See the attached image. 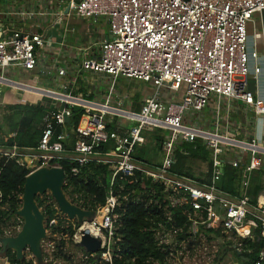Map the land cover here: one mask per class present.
<instances>
[{"label":"built area","instance_id":"2783aa9c","mask_svg":"<svg viewBox=\"0 0 264 264\" xmlns=\"http://www.w3.org/2000/svg\"><path fill=\"white\" fill-rule=\"evenodd\" d=\"M66 8L81 19L108 21L110 38L100 43V58L85 59L81 67L86 72L111 77L110 92L102 102H97L73 95L71 90L67 94V86L61 92L47 91L0 76V85L54 101V109L48 106L42 119L39 146H14L10 148L12 153L0 151V155L15 160L31 173L45 167L61 168L60 161L77 164L72 169L73 176H78L80 168L91 162L109 166L106 204L96 209L92 222L84 223L93 227V237L101 242L99 261L104 264H114L120 259L119 243L123 240L119 231L123 229V222L118 211L130 201V194H124L125 187L117 186V180L120 176L133 177L137 172L143 173L147 180L160 183L166 194L163 202H154L158 212H167L165 216L169 219L164 223L161 219L154 230L158 249L168 254L164 264H209L207 233L213 241L224 239L230 233L238 239H255L260 229L258 239L264 242L263 197L253 206L248 195L254 172L263 171L264 181V145L225 135L220 127V115L216 117L213 131L187 120L189 113L204 111L213 99L217 101V112L226 100L244 103L255 115H264V99L249 89L248 50L249 26L257 14L264 13V0H68ZM50 46L51 42L42 34L17 30L10 37L2 36L0 69L2 72L7 68L34 71L38 51ZM58 74L64 76L66 70L61 69ZM120 78L148 83L154 88V95L146 98L138 111L128 110L123 107L125 100L116 102L112 98ZM165 91L177 96L176 101L162 100ZM62 103L66 108L60 111ZM75 106L81 108L83 115L77 127L65 130L69 127L66 119L71 120ZM158 129L166 135L162 149L164 161L160 170H155L135 161L133 152L135 147L146 143L145 132ZM1 132L0 129V135ZM198 140L211 152L210 184L171 173L177 162V146ZM230 149H236L235 157L228 163L230 166L238 168L247 163L241 197L217 188L227 163L224 158ZM245 154H249L248 161ZM2 202L0 193V206ZM151 203L152 199L148 204ZM185 205L188 206L185 212L188 236L180 241L177 237L184 233L183 228L173 224L168 229L167 224L172 220L170 209ZM54 208L67 221L62 229L68 228L73 221L61 215L57 204ZM156 218H160L159 213ZM22 225L23 220L17 217L16 227ZM45 226L48 235L58 234L57 220L49 223L46 220ZM82 226L72 240H76ZM218 233L222 236H217ZM12 236L11 230L0 234V238ZM2 246L0 240V250ZM196 252L201 253L193 257ZM27 253L31 254L29 250ZM192 257L194 260L190 261ZM149 264L162 263L151 259ZM255 264H264V250Z\"/></svg>","mask_w":264,"mask_h":264},{"label":"trees","instance_id":"16d2710c","mask_svg":"<svg viewBox=\"0 0 264 264\" xmlns=\"http://www.w3.org/2000/svg\"><path fill=\"white\" fill-rule=\"evenodd\" d=\"M33 98L35 99V104L19 102L18 104L9 105L13 116L8 118V120L11 119L14 124L12 123L10 133H7L5 138L0 139V147L37 148L39 146L42 137L40 125L49 107L42 105L46 98L36 95ZM82 115L83 112H75L73 110L69 127H77ZM162 132L165 133V131L158 129L155 132L144 133L146 144L135 147L133 152L135 161L143 165H153L148 159L150 154L149 146H154V149L158 153L162 152L165 141V136ZM175 157L177 162L171 168V173L174 176L189 178L200 184H210L213 176L211 152L203 144V141L198 140L195 143L182 142L177 146ZM191 161L204 163L208 166L209 170L202 177H196L191 166ZM58 164L66 174L64 190L74 204L84 210L95 212L99 206L106 204V189L109 186V166L104 164L97 165L91 162L85 167L80 168L78 176H73L72 169L77 166L76 163L60 161ZM157 165L155 166L157 167ZM161 165L162 163L158 166ZM246 166V161L238 168L226 165L217 188L231 196L241 197ZM30 173V170L17 164L15 160L0 155V193L3 196V202L0 206V234L6 230L5 226L10 223L8 221L13 217V212L19 210L22 206L23 202L21 198L24 194V185ZM121 185L125 187L124 194H130V201L125 204L124 209L118 211L122 215L123 229L119 231V234L123 241L119 243L122 247L120 259L116 260L114 264H149L151 259L164 264L168 254L162 253L158 249L154 238V230L158 228L156 223L160 222L161 219L163 223L169 220L165 216L167 212H158L159 209L154 204L156 200L163 202L166 198V194L163 192L164 188L160 183L147 180L141 172H137L133 177L120 176L117 180V186ZM263 190V171H256L250 178L248 188V195L251 198L253 206L257 205L258 197ZM138 191L140 194H136ZM44 197H37L38 205L42 209L47 223L51 220L58 221L56 232L59 235L63 234L58 243V248H63L67 242L66 239L71 241L76 228H79L80 225L78 223L75 225L70 223L68 228L62 229L65 224L64 221H67L58 215V211L54 208V204H56L54 199L51 197L52 203L48 204V201ZM151 199L153 203L148 204ZM165 205L163 204V206ZM7 206L12 212L4 209ZM187 209V205L170 209L172 220L170 221L171 223L167 224V228L170 229L173 224L177 228H183L184 233L177 237L180 241L188 236L187 216L185 214ZM158 213L160 214V218H156ZM260 231L259 229L257 238L255 239H237L239 242L238 244L236 243L237 249H230L239 259L237 264L256 263L260 252L264 250L263 240L258 239ZM207 235L209 236V241L214 240L210 233H207ZM217 236L222 235L218 233ZM228 246H235V243H228L226 251H229L227 250ZM237 251H240L241 255ZM11 252L9 251L7 255L10 264H34L35 259L30 258L28 260L25 258L23 262H20L17 260L16 255ZM61 253L63 254V252ZM86 255L89 257L86 264H104L101 261L95 260L94 255L91 253L87 252ZM44 257L48 258L47 253H45ZM66 258L64 256V260Z\"/></svg>","mask_w":264,"mask_h":264},{"label":"crops","instance_id":"0c3cea01","mask_svg":"<svg viewBox=\"0 0 264 264\" xmlns=\"http://www.w3.org/2000/svg\"><path fill=\"white\" fill-rule=\"evenodd\" d=\"M67 3L68 0H0V26H2L1 30H3V36L10 37L6 36V31L11 27L12 33L18 30L25 34H42L51 42L50 47L38 51L39 60L36 69L31 72L26 71L31 74L30 76L36 75L35 77L37 78L34 79V82L38 85L33 86L28 83L25 84L55 92H61L64 87L67 86L68 90H71L73 95H79L89 100L102 102L108 94H103L105 92L102 94H96L94 91H88L87 95L82 92V87L79 86L78 83L80 84L81 82L79 80H81L80 77L82 73L89 74L96 78V80H100V78H108L103 75L84 71L81 67V63L85 59L97 60L100 58L99 45L110 38L109 23L104 18H98L96 20L81 19L67 11ZM93 24L107 25L108 31L103 30L101 27L94 28L91 26ZM251 35L252 39L250 37ZM92 37L94 38L91 39ZM249 37L251 41H253V43H250L249 48V89L264 99V13H259L255 16L254 22L249 26ZM61 69L66 70L64 76H59L58 74ZM5 72L0 76L5 77ZM81 78L84 79V77ZM13 81L21 83L19 81ZM0 86V93H2V89H6L3 94H1L2 96L0 95V98L2 97L1 104L5 107L7 103H13L11 105H14L23 102V100L19 101V99L14 102H7L5 97H3L7 90H11L15 95L17 93L20 95L29 94L31 95V98L35 95L34 93L27 91L10 89L5 85ZM98 87L99 86L96 85L94 90L96 89L97 91ZM145 88L147 89V86ZM152 91V95L146 96L143 94V100L140 102L139 109L145 102L146 98L154 95L153 87ZM44 98L49 100V97ZM116 98H119V95L116 94L114 99ZM161 98L164 101L170 102L174 101L176 97L172 93L165 91L161 95ZM26 101L27 100L24 102ZM115 101L117 102L118 100ZM127 102L129 101L127 100ZM212 102L209 105L211 107V114L213 115L215 113L214 106L217 107V101L213 99ZM53 103L54 101H51L50 99L49 102H43L42 105L52 108V106H54ZM127 105L129 106L131 103ZM133 106L136 107V104ZM218 115H220V121H222V125H224L223 128L220 126L221 130L228 137L238 141L255 140L259 145H264V115H255L244 103H228L226 100L222 101L221 109L215 114V118ZM197 121L206 130H210L208 128L212 127V123H209V127L205 126L208 123L205 121V118L197 117ZM70 123L71 120L68 124L70 125ZM236 125L237 128L234 127ZM65 130H71V127H67ZM5 135H2L1 132V138H5ZM2 148L3 147H0V150ZM235 155L236 149H230V152H228L227 156L224 158L227 161L226 165H230L228 163L231 162ZM263 195L264 192H262L258 199L260 200ZM0 264L10 263L7 258H0Z\"/></svg>","mask_w":264,"mask_h":264},{"label":"rangeland","instance_id":"374dc122","mask_svg":"<svg viewBox=\"0 0 264 264\" xmlns=\"http://www.w3.org/2000/svg\"><path fill=\"white\" fill-rule=\"evenodd\" d=\"M94 28H103V30L108 31V26L107 25H91ZM12 33V28H8L6 31V36H10V34ZM252 39V35L250 36ZM248 39V50H250V43H253V41H251V39ZM94 37H92L91 39H93ZM250 52V51H249ZM4 72H2V70L0 69V75H2ZM29 74L28 72H26L23 69H19V68H7L6 72L4 74L5 78H9L15 81H19L21 83H28L30 85L36 86L38 85L36 82H34V79H36L37 77H35L36 75H32ZM81 77H84L81 78ZM79 81L80 84L78 83L79 86L82 87V92L87 94L88 91H94V93H100L102 94H109L110 92V87H111V83H112V78L108 77V78H100V80H96V78L92 77L89 74L86 73H82ZM83 80V82H82ZM85 80V82H84ZM124 78H120L116 81V93L112 96V98L116 97V94L119 95V98H116L114 100H119V99H123L126 100L124 101V107L128 110H139V105L140 102L143 100V94L144 95H152L153 91H152V86L149 84H144L141 82H135V81H130ZM98 85L99 87L94 90V87ZM147 86V89L145 88ZM1 87V86H0ZM6 89H2V93L5 91ZM147 90V91H145ZM88 95V94H87ZM2 96V95H1ZM35 96V95H33ZM3 97H5V99L8 101H17L19 99L23 100V102L25 100H30V101H26V104H35V99L31 98V95L29 94H13V92L11 90H7ZM23 97V98H22ZM31 98V99H30ZM177 98V96H176ZM127 100L131 103V105H127L130 104L129 102H127ZM133 101V102H132ZM44 102H49V100H45ZM212 102V100H211ZM210 102V103H211ZM2 103V97L0 98V129L2 131V135H5L7 133H10V129L12 126L13 121L8 120V118H10L11 116H13V112L12 109H10L11 104L13 103H7L6 107L4 105L1 104ZM134 104H136V107L133 106ZM213 104V102H212ZM127 105V106H125ZM9 106V108H8ZM211 107L210 105L202 112L200 113H189L187 116V120L189 122H195V123H199L197 121V117L199 118H205V121L208 122L205 126L209 127L210 124L212 123V127H209L208 129L213 130L215 129V125H216V118H215V114L217 113V109L214 106V116L211 114ZM8 111V112H7ZM210 123V124H209ZM14 124V123H13ZM200 124V123H199ZM214 124V125H213ZM6 126V127H5ZM220 126L223 128L224 125H222V121L220 123ZM235 128H237V125L234 126ZM5 128V130H4ZM41 128V125H40ZM164 132H162L163 134ZM166 135V132L164 133V136ZM6 136V135H5ZM146 144V143H145ZM144 144V145H145ZM149 150H150V154L148 156L149 162H152L151 164L153 165H146L152 169L155 170H160L161 166H158L159 164L163 163L164 161V153L163 151L161 153H158L155 149L154 146H149ZM245 159L248 161L249 160V154H245ZM158 164V165H157ZM157 165V167L155 166ZM191 166L192 169L196 175V177H202V175L205 174V172L208 169V166L204 163L201 162H193L191 161ZM264 192V191H263ZM46 201H51V196L49 194H45L44 195ZM21 208V207H20ZM19 208V209H20ZM10 220V219H9ZM10 223L7 224L6 230H11L13 236H15L20 229L22 228H17L16 227V223H17V219H16V215L13 214V217L11 218L10 221H8ZM88 221H85V223ZM74 225L77 223V221H73L71 222ZM75 228V226H74ZM80 228V227H79ZM79 228H76V231H79ZM60 235L58 234H53L48 235L47 240H45L43 242V250H44V256L45 253H47L48 258H45V263L44 264H86L87 260H88V256L86 255V251L84 248L80 247L76 240H69L66 239V244L65 247L63 248H58V243L61 240ZM75 237V236H74ZM237 237L234 236L233 234H229L228 236H225L224 239H220L219 241H208L207 246L209 248L208 253H207V259L209 264H236L238 263V257L235 255V253L233 251H231L230 249H232L231 247L228 246L229 251H225V249L227 248V244L230 242H234L235 246L239 243L237 241ZM215 240V239H214ZM237 243V244H236ZM62 250V251H61ZM63 252V254L61 253ZM12 253V252H11ZM201 252H196L193 254L199 256ZM13 254V253H12ZM64 256H66V260H64ZM192 257V259H189L190 261L194 260V258ZM26 259H30L32 258V254L27 253L25 255ZM35 259V258H34ZM36 264V263H34Z\"/></svg>","mask_w":264,"mask_h":264},{"label":"water","instance_id":"95a60500","mask_svg":"<svg viewBox=\"0 0 264 264\" xmlns=\"http://www.w3.org/2000/svg\"><path fill=\"white\" fill-rule=\"evenodd\" d=\"M68 11V10H67ZM0 26V39L3 36V30ZM70 94V90L66 91ZM54 109V106H52ZM66 108V104L62 103L60 111ZM79 106L74 107L75 112H80ZM69 123L70 119L67 118ZM1 138V135H0ZM1 152L12 153V149H1ZM223 172V171H222ZM66 184V174L59 167H45L31 174L26 179L24 185V194L22 196V206L19 210L13 212L16 217L23 220V226L16 236L0 238L2 249L0 250V258H7L8 252L12 251L18 261L23 262L25 253L29 250L35 258L36 264H44L43 242L47 240L48 233L46 230V217L39 207L37 197L49 193L56 202L62 216L67 217L70 221H77L79 225H84L85 221L92 222L96 217L95 211H88L75 205L67 196L64 187ZM136 194H140L138 191ZM11 211L9 207H6ZM77 244L84 248L88 253L94 255L95 260L99 261L101 242L88 232H83L81 241ZM236 250L237 246H232ZM241 255L240 251H237Z\"/></svg>","mask_w":264,"mask_h":264},{"label":"bare ground","instance_id":"6f19581e","mask_svg":"<svg viewBox=\"0 0 264 264\" xmlns=\"http://www.w3.org/2000/svg\"><path fill=\"white\" fill-rule=\"evenodd\" d=\"M261 201L262 202H264V199L262 200L261 199ZM247 230V229H246ZM83 232H88L90 235H92V236H94L95 235V232H94V230H93V227L91 226V225H89V224H84L82 227H81V229H80V232L77 234V236H76V241H78L79 239H80V237H81V234L83 233Z\"/></svg>","mask_w":264,"mask_h":264},{"label":"clouds","instance_id":"9594fccd","mask_svg":"<svg viewBox=\"0 0 264 264\" xmlns=\"http://www.w3.org/2000/svg\"><path fill=\"white\" fill-rule=\"evenodd\" d=\"M2 149H3V148H2ZM4 149H10V148H4ZM28 176H29V175H28ZM75 205H76V204H75ZM7 207H8V206H7ZM22 226H23V225H22ZM80 226H81V225H80ZM20 228H21V227H20ZM4 229H5V228H4ZM20 230H21V229H20ZM17 234H18V233H17ZM17 234H16V235H17ZM16 235H15V236H16ZM25 255H26V254H25Z\"/></svg>","mask_w":264,"mask_h":264}]
</instances>
